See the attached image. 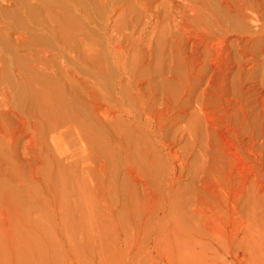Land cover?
<instances>
[{
  "label": "rangeland",
  "instance_id": "374dc122",
  "mask_svg": "<svg viewBox=\"0 0 264 264\" xmlns=\"http://www.w3.org/2000/svg\"><path fill=\"white\" fill-rule=\"evenodd\" d=\"M24 1L0 0V264H264V35L247 12L114 0L124 12L72 19Z\"/></svg>",
  "mask_w": 264,
  "mask_h": 264
},
{
  "label": "bare ground",
  "instance_id": "6f19581e",
  "mask_svg": "<svg viewBox=\"0 0 264 264\" xmlns=\"http://www.w3.org/2000/svg\"><path fill=\"white\" fill-rule=\"evenodd\" d=\"M5 1V0H4ZM7 1V0H6ZM26 1V0H25ZM25 1H24V3L23 4H25ZM29 1V3L31 4V2H30V0H28ZM32 1V4H33V6H35L36 7V9L37 8H40V9H42V8H46V7H48L49 6V4H51V3H55V4H53V5H55L57 8V12H58V14H59V11L60 10H65L66 12H68L70 15H71V18H72V16L73 17H81V18H84V16L87 14V10L84 8V7H86V6H84V4H86L87 5V7H90L93 3V1H95V3H96V1H97V4L96 5H99V4H105V6H107V7H105V8H107L108 9V5H109V10H110V12L112 13V12H114L115 14L117 13V12H120V6H116L114 3H113V1L114 0H31ZM117 1V0H116ZM199 1V0H198ZM217 1V0H216ZM224 1V4H225V7H224V10L225 11H234V12H238L237 14H241V15H244V12L246 13L247 12V16H242V18H244L245 20H248V22L249 23H251V24H253V29L252 30H254L253 32H251L252 33V35H257V34H262V35H264V18H262V17H264V16H259L258 14H256V12L255 11H257V10H254L258 5H257V3H256V5L254 4L255 2H256V0L254 1V0H223ZM254 1V2H253ZM259 1V0H258ZM98 2H99V4H98ZM208 2V1H207ZM220 2V1H219ZM28 3V2H27ZM49 3V4H48ZM84 3V4H83ZM92 3V4H91ZM223 3V2H222ZM4 4V3H3ZM7 4V3H6ZM11 4V3H10ZM9 4V5H10ZM19 4V3H18ZM83 4V5H82ZM101 4V5H102ZM114 4V5H113ZM261 4H264V3H261ZM20 5V4H19ZM88 5H90V6H88ZM93 5H95V4H93ZM92 5V6H93ZM95 5V6H96ZM208 5H209V3H208ZM222 5V4H221ZM21 6V5H20ZM23 6V5H22ZM27 6V5H26ZM52 6V5H51ZM94 6V8H96ZM199 6V5H198ZM212 6V5H211ZM254 6H255V8H254ZM10 7V6H9ZM18 7V6H17ZM24 7V6H23ZM32 7V6H31ZM42 7V8H41ZM203 7V6H202ZM222 7H223V5H222ZM49 8H51V7H49ZM91 8V7H90ZM89 8V9H90ZM22 9V8H21ZM26 9V8H25ZM56 9L54 10L55 11V13H56ZM91 9H93V8H91ZM103 9V8H102ZM213 9V8H212ZM19 10V9H18ZM39 10V9H38ZM45 10V9H44ZM44 10H42V11H44ZM51 10V9H50ZM53 10V9H52ZM94 10V9H93ZM147 10V9H146ZM195 10V9H194ZM26 11H27V9H26ZM29 11H30V9H29ZM49 11V10H48ZM47 11V12H48ZM90 11H92V10H90ZM96 11V10H95ZM106 11V10H105ZM108 11V10H107ZM125 11V9L123 10H121V12H124ZM127 11V10H126ZM129 11V10H128ZM197 11V10H196ZM228 11H227V13H228ZM259 11V10H258ZM25 12V11H24ZM38 12V11H37ZM92 12H94V11H92ZM120 12V13H121ZM143 12V11H142ZM216 12V11H215ZM28 13V12H27ZM61 13V12H60ZM89 13V12H88ZM128 13V12H127ZM219 13V12H218ZM39 14H40V12H39ZM48 14V13H47ZM62 14V13H61ZM64 14H65V12H64ZM95 14H97V13H95ZM203 14V13H202ZM207 14H209V13H207ZM229 14V13H228ZM235 14L236 13H234V15L233 16H235ZM236 14V15H237ZM51 15V14H50ZM90 14H87V17L89 16ZM91 15H93V14H91ZM103 15V14H102ZM109 15V14H108ZM107 15V16H108ZM120 15V14H119ZM219 15V14H218ZM225 15V14H224ZM240 15V16H241ZM27 16V15H26ZM41 16V15H40ZM49 16V15H48ZM48 16H47V21H48V23L50 24H48V28H46L45 27V25H44V29H48L47 30V32L49 31V32H51V33H53V34H55V33H57V30L61 27V24L59 23V19L57 20H53V21H50V20H52L53 18H55V17H53L52 19H50L51 17H49L48 18ZM55 16H57L58 17V15H56L55 14ZM67 16V15H66ZM238 16V18H239V15H237ZM28 17V16H27ZM61 17H63V16H61ZM69 17V16H68ZM95 17H96V15H95ZM210 17V16H209ZM236 17V16H235ZM17 18V17H16ZM29 18V17H28ZM65 18H67V17H65ZM241 18V19H242ZM32 19V18H31ZM43 19V18H42ZM46 19V18H45ZM48 19H50V20H48ZM73 19V18H72ZM89 18H87V20H88ZM207 19V18H206ZM212 19V18H211ZM228 20H229V18H227ZM240 19V18H239ZM244 19H242V20H244ZM221 20V19H220ZM233 20V19H232ZM13 21V20H12ZM37 21H39V20H37ZM36 21V22H37ZM70 21H72V20H70ZM91 19H90V23H91ZM102 21V20H101ZM217 21V20H216ZM219 21V20H218ZM217 21V22H218ZM35 21H33V23H34ZM39 22H41V21H39ZM51 22V23H50ZM61 22V21H60ZM44 23H46V22H44ZM96 23V22H95ZM108 23V22H107ZM211 23V22H210ZM8 24V23H7ZM47 24V23H46ZM63 24V23H62ZM66 24V23H65ZM71 24V23H70ZM85 23H83V25H84ZM100 24V23H99ZM102 24V23H101ZM10 25V24H9ZM43 25V24H42ZM64 25V24H63ZM90 25V24H89ZM93 25V24H92ZM96 24H94L93 26H95ZM27 26V25H26ZM37 26V25H36ZM47 26V25H46ZM225 26V25H224ZM66 27V26H65ZM73 27H75L74 25H73ZM79 27V26H78ZM250 27V26H249ZM63 28V27H62ZM68 28H70V26L68 27ZM72 28V27H71ZM89 28V27H88ZM241 28V27H240ZM77 29V28H76ZM75 29V30H76ZM231 29V28H230ZM245 29V28H244ZM248 29V28H247ZM62 30H65V29H62ZM67 30V29H66ZM72 32H73V30L72 29H70ZM74 30V31H75ZM78 30V29H77ZM241 30V29H240ZM252 30H250V31H252ZM100 31V30H99ZM102 31V30H101ZM242 31V30H241ZM40 32V31H39ZM67 32H68V30H67ZM38 33V32H37ZM51 33H49V34H51ZM60 33V32H59ZM62 34H63V31L61 32ZM65 33V32H64ZM71 32H69V34H70ZM74 33V32H73ZM76 33V32H75ZM80 33H82V32H80ZM241 33V32H240ZM72 34V33H71ZM24 35V34H23ZM56 35V34H55ZM102 35V34H101ZM250 35V34H249ZM35 36V35H34ZM38 36H40V35H38ZM57 36V35H56ZM56 36H54V37H56ZM61 36V35H60ZM59 36V37H60ZM66 36V35H65ZM72 36H74V35H72ZM31 37V36H30ZM37 37V36H36ZM53 37V36H52ZM58 37V36H57ZM69 37V36H68ZM76 37V36H75ZM84 37V36H83ZM243 37V36H242ZM28 38V37H27ZM38 38V37H37ZM47 38V37H46ZM217 38V37H216ZM261 38V37H260ZM35 39V38H34ZM45 39V38H44ZM52 39V38H51ZM56 39V38H55ZM242 39V38H241ZM28 40V39H27ZM39 40H41V39H39ZM48 40V39H47ZM69 40V39H68ZM71 40H73V39H71ZM80 40V39H79ZM109 40V39H108ZM60 41V40H59ZM66 41V40H65ZM255 41V40H254ZM260 41V40H259ZM33 42V41H32ZM45 42H47V41H45ZM61 42H63V41H61ZM68 42V41H67ZM73 42H77V41H73ZM79 42H81V41H79ZM249 42H251V41H249ZM256 42V41H255ZM37 43V42H36ZM51 43V42H50ZM72 43V42H71ZM262 43V42H261ZM54 44V43H53ZM74 44V43H73ZM96 44V43H95ZM257 44V43H256ZM50 45V44H49ZM60 46L62 45L63 46V43L61 44H59ZM53 46V45H52ZM56 46V45H55ZM69 47V46H68ZM56 48V47H55ZM58 48V47H57ZM96 48V47H95ZM65 49H66V47H65ZM64 49V50H65ZM94 49V48H93ZM44 52V51H43ZM122 52V51H121ZM59 53H61V55H60V57H62L63 55H62V53H63V51L62 50H59ZM97 53V52H96ZM126 53V52H125ZM64 54V53H63ZM121 54V53H120ZM124 54V53H123ZM111 55V54H110ZM116 55V54H115ZM68 56V55H67ZM105 57V56H104ZM73 58V57H72ZM77 57H75V59H76ZM96 58V57H95ZM15 59V58H14ZM65 59V58H64ZM66 59H67V57H66ZM10 60H12V59H10ZM74 60V59H73ZM17 61V60H16ZM69 61V60H68ZM70 63V62H69ZM18 64V63H17ZM119 64V63H118ZM125 65V64H124ZM111 67V66H110ZM109 67V68H110ZM88 68V67H87ZM108 68V67H107ZM50 69V68H49ZM86 69V68H85ZM93 69V68H92ZM112 69V68H111ZM126 69H127V67H126ZM121 70H123V69H121ZM53 71V70H52ZM87 71H89L88 69H87ZM91 71V70H90ZM57 72V71H56ZM127 73H128V71H127ZM30 74V73H29ZM57 74V73H56ZM105 74V73H104ZM17 75V74H16ZM15 75V76H16ZM55 75V74H54ZM53 75V76H54ZM58 75V74H57ZM70 75V74H69ZM72 75V74H71ZM67 76V75H66ZM97 76V75H96ZM20 77V76H19ZM70 77V76H69ZM69 77H68V80H69ZM101 77V76H100ZM23 78V77H22ZM31 77H29V79H30ZM17 79V78H16ZM18 80V79H17ZM16 80V81H17ZM26 80V79H25ZM37 80V79H36ZM39 80V79H38ZM33 81H34V78H33ZM41 81H43V80H41ZM50 81H51V79H50ZM102 81H104V80H102ZM101 81V82H102ZM38 82V81H37ZM36 82V83H37ZM40 82V81H39ZM44 82H45V80H44ZM83 82V81H82ZM86 82V81H85ZM100 82V83H101ZM35 83V84H36ZM56 83V82H55ZM21 84V83H20ZM27 84V83H26ZM43 84V83H42ZM52 85V84H51ZM59 85V84H58ZM57 85V86H58ZM71 85V84H70ZM103 85V84H102ZM1 86H2V83H1ZM25 86V85H24ZM27 86H28V84H27ZM34 86V85H33ZM104 86V85H103ZM43 87V86H42ZM42 87H41V89H42ZM49 87V86H48ZM54 87V86H53ZM50 88V87H49ZM109 88V87H108ZM25 89V88H24ZM27 89V88H26ZM46 89V88H45ZM50 89H52V88H50ZM78 89V88H77ZM96 89H97V87H96ZM104 89V88H103ZM23 90V89H22ZM44 90V89H43ZM95 90V89H94ZM99 90V89H98ZM25 91V90H24ZM23 91V92H24ZM52 91V90H51ZM54 91V90H53ZM91 91V90H90ZM95 91H97V90H95ZM44 92V91H43ZM47 92V91H46ZM56 92V91H55ZM54 92V93H55ZM60 92V91H59ZM76 92V91H75ZM93 92V91H92ZM103 92V91H102ZM35 93V92H34ZM73 93H74V91H73ZM107 93V92H106ZM25 94V93H24ZM63 94V93H62ZM99 94V93H98ZM109 94V93H108ZM21 95V94H20ZM76 95V94H75ZM101 95V94H100ZM103 95V94H102ZM43 96V95H42ZM46 96V95H45ZM61 96V95H60ZM70 96V95H69ZM104 96V95H103ZM31 97V96H30ZM44 97V96H43ZM42 97V98H43ZM58 97V96H57ZM106 97H107V95H106ZM119 97V96H118ZM28 98H29V96H28ZM49 98V97H48ZM47 98V99H48ZM54 98V97H53ZM64 98V97H63ZM68 98V97H67ZM72 98V97H71ZM76 98V97H75ZM99 98V97H98ZM109 98V97H108ZM111 98V97H110ZM23 99V98H22ZM55 99H57V98H55ZM65 99V98H64ZM19 100V99H18ZM34 100V99H33ZM36 100V99H35ZM46 100V99H45ZM64 101V100H63ZM98 101V100H97ZM42 102V101H41ZM47 102H49V101H47ZM72 102V101H71ZM99 102V101H98ZM65 103V102H64ZM53 104V103H52ZM59 104V103H58ZM53 106V105H52ZM72 106V105H71ZM79 106V105H78ZM47 107V106H46ZM51 107V106H50ZM66 107V106H65ZM77 107V106H76ZM81 107V106H80ZM62 108V107H61ZM44 110V109H43ZM51 110V109H50ZM61 110V109H60ZM59 110V111H60ZM39 111V110H38ZM57 111V110H56ZM55 111V112H56ZM105 111V110H104ZM41 112V111H40ZM76 112V111H75ZM74 112V113H75ZM81 112V111H80ZM58 113V112H57ZM56 113V114H57ZM62 113V112H61ZM68 113V112H67ZM83 114V113H82ZM63 116V115H62ZM109 116V115H108ZM84 117V116H83ZM110 117V116H109ZM67 118V117H66ZM82 118V117H81ZM48 119V118H47ZM52 119V118H51ZM58 120V119H57ZM105 120V119H104ZM107 120V119H106ZM109 120H110V118H109ZM54 121V120H53ZM62 121V120H61ZM112 121V120H111ZM47 122H49V120L47 121ZM51 122V121H50ZM55 122V121H54ZM71 122V121H70ZM107 122V121H106ZM109 122V121H108ZM85 123V122H84ZM54 124V123H53ZM57 124V123H56ZM66 124V123H65ZM81 124V123H80ZM61 126H63L62 124H60ZM59 124H58V127L60 126ZM73 125H74V123H73ZM81 126V125H80ZM102 126V125H101ZM57 127V128H58ZM67 127V126H66ZM69 127H71V126H69ZM109 127V126H108ZM60 128V127H59ZM68 128V127H67ZM78 128V127H77ZM105 128V127H104ZM65 129V128H64ZM75 129H76V127H75ZM79 129V128H78ZM68 130V129H67ZM74 130V129H73ZM63 131V130H62ZM76 131H79V133H80V135H81V132H80V130H76ZM87 131V130H86ZM107 131V130H106ZM73 132H75V131H73ZM94 132V131H93ZM100 132V131H99ZM57 133V132H56ZM64 133H66V132H64ZM63 133V134H64ZM70 133V132H69ZM78 133V132H77ZM59 134H60V132H59ZM90 134V133H89ZM62 135V134H61ZM76 135H78V134H76ZM92 135V134H91ZM54 137H56V136H54ZM61 137V136H60ZM88 138V137H87ZM62 139H63V137H62ZM64 140V139H63ZM105 140V139H104ZM99 141V140H98ZM72 142V141H71ZM70 143V142H69ZM105 143V142H104ZM63 144V143H62ZM72 144V143H71ZM86 144V143H85ZM100 144V143H99ZM97 145V144H96ZM68 148V147H67ZM83 149V148H82ZM86 150V149H85ZM72 151V150H71ZM83 151V150H82ZM101 152V151H100ZM73 153V152H72ZM70 156V155H69ZM105 166V165H104ZM102 168V167H101ZM100 170H102V169H100ZM100 182V181H99ZM101 186V185H100Z\"/></svg>",
  "mask_w": 264,
  "mask_h": 264
}]
</instances>
